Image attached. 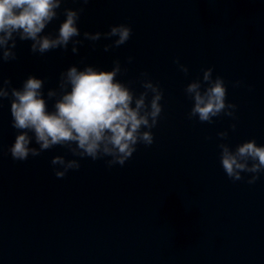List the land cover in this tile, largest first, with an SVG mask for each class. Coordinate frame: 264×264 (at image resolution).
I'll use <instances>...</instances> for the list:
<instances>
[{
	"label": "water",
	"instance_id": "obj_1",
	"mask_svg": "<svg viewBox=\"0 0 264 264\" xmlns=\"http://www.w3.org/2000/svg\"><path fill=\"white\" fill-rule=\"evenodd\" d=\"M64 8H82L74 38L81 42L40 54L17 38L16 58L0 61V81L18 88L32 74L44 79L46 94L70 65L110 70L118 59L116 79L134 95L151 80L162 110L152 144L138 143L123 165L73 157L60 145L20 161L6 151L17 130L9 99L0 98V264H264V172L251 184V173L231 180L218 147L264 144V0H62L46 34H55ZM118 23L131 27L119 46H111L115 37L82 35ZM208 67L224 79L235 118L189 117L185 88L194 80L203 87ZM54 155L80 166L57 178Z\"/></svg>",
	"mask_w": 264,
	"mask_h": 264
},
{
	"label": "clouds",
	"instance_id": "obj_2",
	"mask_svg": "<svg viewBox=\"0 0 264 264\" xmlns=\"http://www.w3.org/2000/svg\"><path fill=\"white\" fill-rule=\"evenodd\" d=\"M87 4L88 0H80ZM62 0H0V61L16 58V40L30 41L29 50L43 54L51 49H64L81 35L78 28L82 8H64L63 20L55 28V34L43 30L57 16ZM131 34V27L125 23L109 25L106 33L99 31L82 33L83 37L96 41L101 35L115 37L112 47L125 43ZM105 50L109 47L105 45ZM73 53L76 48H72ZM131 62L132 57L126 58ZM179 71L187 68L173 59ZM121 72L118 59L110 70L85 64L82 69L75 65L61 71L57 88L43 92L44 79L27 75L20 86L13 87L7 77L0 81V98L9 99L11 127L17 130L7 153L13 160L23 161L29 155L60 145L73 157H89L93 161L108 157L106 165H123L135 151L138 143L148 146L153 142L150 131L156 126L162 106V91L151 80L140 81L144 91L134 95L127 84L116 79ZM145 76L146 73H140ZM202 83L194 80L188 83L185 92L193 101L189 117L196 116L201 122H212L213 117L224 113L234 117L236 105L226 102L224 79L212 75V68L203 70ZM241 81L232 82L233 87ZM250 87V86H249ZM151 93L146 101V97ZM55 98L49 106L48 99ZM234 128V124L229 125ZM226 137V132L217 133ZM31 142V143H30ZM32 144L36 146H32ZM219 164L231 180H240L241 173H251L247 183L251 184L257 175L264 172V144L248 139L230 149L227 144L218 145ZM52 171L57 178L63 177L69 169L79 168L78 159H65L62 155L51 157Z\"/></svg>",
	"mask_w": 264,
	"mask_h": 264
}]
</instances>
